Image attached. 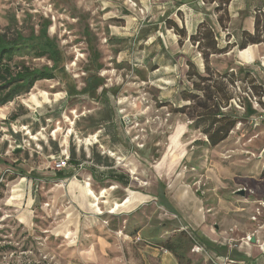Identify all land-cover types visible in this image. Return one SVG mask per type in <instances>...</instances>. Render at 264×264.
<instances>
[{"label": "rangeland", "instance_id": "374dc122", "mask_svg": "<svg viewBox=\"0 0 264 264\" xmlns=\"http://www.w3.org/2000/svg\"><path fill=\"white\" fill-rule=\"evenodd\" d=\"M107 1L115 3L0 0V33L9 39L16 32L24 37L37 36L46 26L48 38L63 54L67 76L56 73L52 80L39 81L28 94L0 108V264H86L79 254L89 245L49 235L52 222L45 211L48 203L44 194L58 171L53 169L55 160L47 156L57 159L64 149L78 161L86 148L94 154L101 152L112 156L118 167L123 158L131 157L135 166L155 178L156 200L150 207L140 206L124 216L98 217L111 237L104 251L94 246V264H178L162 243L179 233L197 238L193 225L197 219L217 227L227 221L237 225L248 220L255 228L264 222V208L258 220H251L257 201H264V153L251 143L258 127L249 125L248 117L236 112L238 123L219 146L194 143L206 139L200 130L193 129L190 110L186 114L173 112L193 103L181 100V89L169 93L163 84L147 79L153 54H148V48H133L136 41L131 37L120 39L112 34L111 27H120L114 9L124 14L129 11L116 4L112 8ZM124 1L131 12H140L137 3ZM25 62L34 68L52 65L45 58ZM96 65L101 69L96 71ZM95 73L107 91L104 96L96 101L95 91L93 95L67 94L69 84L80 92ZM12 116L16 118L12 120ZM181 128L185 134L177 141L183 144L184 157L164 181L152 166L164 155H175L177 150L169 147L170 139ZM34 136L36 140L31 139ZM17 146L21 148L18 151ZM114 146L123 155L114 154ZM70 169L68 164L59 172ZM41 173L46 176L42 178L50 174L53 180L41 181ZM140 175L141 179L147 177L146 173ZM135 182L140 189L146 187L137 179ZM17 187L23 189L24 199L22 205L13 206L10 200L14 203L21 197ZM238 190H245L243 197ZM115 205L110 212L117 209ZM23 213L28 214V222L22 220ZM231 243L237 245L238 240ZM187 257L189 264H213L193 253L191 245Z\"/></svg>", "mask_w": 264, "mask_h": 264}, {"label": "crops", "instance_id": "0c3cea01", "mask_svg": "<svg viewBox=\"0 0 264 264\" xmlns=\"http://www.w3.org/2000/svg\"><path fill=\"white\" fill-rule=\"evenodd\" d=\"M113 1L115 3L111 1L105 3H109L112 8L115 4L123 6L129 13L124 14L117 8L114 9L120 27H111L112 34L120 39L131 37L136 41L132 44L133 48H148V54H153L151 58L153 64L148 71L147 79L163 84L166 89L169 88V93L178 89L184 90L189 85L186 80L188 63H192L199 74H205L201 52L223 48L226 40L224 30H227L239 44L242 42L243 33L254 35L256 32L264 38V0H215V4L209 0H131L138 4L142 13L131 12L124 0ZM217 4L224 6L221 10H216ZM200 23H204L207 29L200 47L202 49H198L190 39V36L199 32L197 28ZM172 25L181 29L182 34L177 33ZM263 54V43L249 44L242 50L229 47L226 53L210 54L208 65L219 74L234 70L236 75L240 73L243 78L245 76L254 80L257 85H264ZM159 73L162 76H158ZM224 112L238 119L235 114L237 111L234 109L227 107ZM257 113L259 112L252 108H246L241 117L247 118ZM258 125L251 143L264 153V122ZM184 134V128H181L170 139L169 147L177 150L175 155L173 157L164 155L157 166H152L154 173L160 175L164 181L170 179L184 157L183 144L177 141ZM113 150L114 154L123 155L117 146H114ZM84 151L78 165L71 166L69 172L61 173V178L50 180V174L47 178H42L46 176H42L41 173L40 180L47 182L53 180V184L44 194L48 203L45 211L52 222L49 235L65 238L72 244L82 241L89 245L80 252L79 258L83 263L94 264L97 260L94 246L97 245L104 251L111 237L105 227L98 222V217L124 216L140 206L150 207L149 204L156 200V185L153 174L150 175L135 166L131 157L123 158L125 164H118L119 167L116 164L103 166L97 165L93 160L89 161L91 150L86 148ZM48 157L55 160L53 156ZM74 160L78 161L76 158ZM107 163H110V160H107ZM129 170H133V173ZM140 173H146L147 177L141 179ZM136 179L146 187L140 189L139 183L135 182ZM25 181L26 179H21V182ZM45 184L46 182L43 183ZM17 188L21 190V197L14 203L10 200L13 206L22 205L24 199L23 189ZM90 191L99 197L98 201L93 202L94 198ZM113 205L117 206V209L110 212ZM95 208L99 214L95 212ZM21 217L23 221L28 222L27 213H23ZM197 220L198 222L193 224L196 228V239L209 253L219 258V263L223 258H228L231 263L227 264H264V222L255 228L252 223L247 222L248 220L237 225L227 221L223 223V227H217ZM66 234H69L68 238L65 237ZM247 236L254 242H246L244 239ZM232 239L238 240L237 245L231 243Z\"/></svg>", "mask_w": 264, "mask_h": 264}, {"label": "trees", "instance_id": "16d2710c", "mask_svg": "<svg viewBox=\"0 0 264 264\" xmlns=\"http://www.w3.org/2000/svg\"><path fill=\"white\" fill-rule=\"evenodd\" d=\"M214 1L215 0H209L210 3ZM223 6L224 5L218 4L216 10H221ZM172 27L177 33L182 34L183 31L181 29L173 25ZM206 30L205 24L200 23L197 28L198 33L190 36L193 43H197L198 49H202L200 47L204 42ZM229 37L230 35L225 36V42ZM259 43L264 44V38L258 33L255 32L254 35L243 33L242 42L240 44L233 38L232 42L224 44L223 48H212L208 51L203 50L204 52L201 53L204 59V75L199 74L192 63H188L186 80L189 85L184 90H181L179 94L183 102L193 104L191 107L189 104H185L175 109L173 112L186 114L185 112L190 110L192 115L190 118L194 120L195 124L193 129L200 130L201 134L206 139L204 142L194 143H202L205 147L214 148L227 139L230 132L238 123V120L228 115L227 112H224V109L228 107V102L231 97L228 91V84L232 83L234 79H239V76H235L231 72L219 74L210 69L208 65L209 55L226 53L229 47H236V49L242 50L249 44ZM39 58H45L47 61L51 62V67L43 66L41 68H34L26 65V59ZM94 61H96L95 56L93 57V62ZM63 62V54L54 41L48 38L46 26H43L39 30L37 36L32 35L24 37L16 32L15 36L9 39L6 34L0 33V108L13 102L16 98L28 94L35 83L42 80L54 79L56 73L60 74L62 78H64L63 76L67 78ZM100 69V65H96L95 70L98 71ZM243 81L249 82L255 93H260L262 86L257 85L254 80L247 79L244 76ZM101 83L102 79L95 73L86 79L85 87L80 90V92L76 90L73 84H69L66 92L68 95L73 96L78 93L93 95L95 91V99L97 101L107 92L106 89L100 86ZM100 88L102 89L100 93H98ZM246 108L248 109L251 107L246 106ZM15 118V116L11 117L12 120ZM53 146L55 147V144H53ZM99 154H101V152H95V154L91 153L89 161L93 160L97 165L103 166L115 165L110 156ZM74 158L75 155L71 153L67 164L71 166L78 165L79 161H75ZM107 160H110V163H107ZM56 177L61 178L62 174L58 172ZM162 245L167 252L171 253L177 259L178 264L190 263L187 257L190 245L192 246L190 237H186L185 234L179 233L168 238Z\"/></svg>", "mask_w": 264, "mask_h": 264}, {"label": "built area", "instance_id": "2783aa9c", "mask_svg": "<svg viewBox=\"0 0 264 264\" xmlns=\"http://www.w3.org/2000/svg\"><path fill=\"white\" fill-rule=\"evenodd\" d=\"M131 4L133 5V7L136 6L134 3ZM201 4L204 5L203 2H201ZM213 4H215V2H213ZM216 6H218V4ZM223 34L225 36L230 35L227 30H224ZM232 40L233 37L230 36L225 44L231 43ZM195 45H197V43ZM230 72L237 76L234 70H230ZM228 91L231 96L228 102L229 108H233L237 112H244L246 110V106H250L253 110L259 112L256 115L248 116L249 125L256 127L259 123L264 121V87H262L260 93H255L249 82L237 78L234 79L232 83L228 84ZM68 158V150H61L59 157L54 161L53 169L58 172L64 170L68 166ZM257 205L258 206L254 210V215L251 218L252 221H256L257 217L261 215V209L264 208V201H257ZM190 238L192 240L193 253L205 256V258L213 264L231 263L228 258H223L221 263H219V258L209 253L207 249L196 238H194L193 236H190ZM244 240L246 242H250L251 237L247 236Z\"/></svg>", "mask_w": 264, "mask_h": 264}, {"label": "bare ground", "instance_id": "6f19581e", "mask_svg": "<svg viewBox=\"0 0 264 264\" xmlns=\"http://www.w3.org/2000/svg\"><path fill=\"white\" fill-rule=\"evenodd\" d=\"M31 139H32V140H36V137H35V136H34V137H31ZM90 139H91V140H94V137H92V138H90ZM88 140H89V139H88ZM84 145H85V146H88V145H89L87 140H84ZM113 155H114V154H113ZM121 163H122V162H121ZM123 163H124V162H123ZM123 163H122V164H123ZM124 164H125V163H124ZM129 172H130V173H133V170H129ZM103 192H104V191H103ZM90 194L92 195V197L94 198L95 201H98L99 198H97L96 196H94V194L92 193V191H90ZM95 212H97V214H99L97 208H95Z\"/></svg>", "mask_w": 264, "mask_h": 264}, {"label": "water", "instance_id": "95a60500", "mask_svg": "<svg viewBox=\"0 0 264 264\" xmlns=\"http://www.w3.org/2000/svg\"><path fill=\"white\" fill-rule=\"evenodd\" d=\"M101 89H102V88H100V89L98 90V93H100ZM19 149H21L20 146H17L16 150L18 151ZM16 150H15V151H16ZM244 192H245L244 190H238V191H237V194L243 197L244 194H245ZM251 242H254V240H253L252 238H251Z\"/></svg>", "mask_w": 264, "mask_h": 264}]
</instances>
